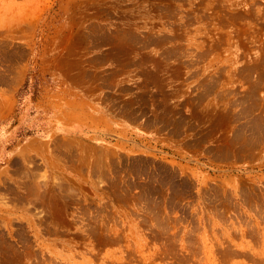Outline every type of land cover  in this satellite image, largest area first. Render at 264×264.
<instances>
[{
    "label": "rangeland",
    "instance_id": "1",
    "mask_svg": "<svg viewBox=\"0 0 264 264\" xmlns=\"http://www.w3.org/2000/svg\"><path fill=\"white\" fill-rule=\"evenodd\" d=\"M0 264H264V0H0Z\"/></svg>",
    "mask_w": 264,
    "mask_h": 264
}]
</instances>
